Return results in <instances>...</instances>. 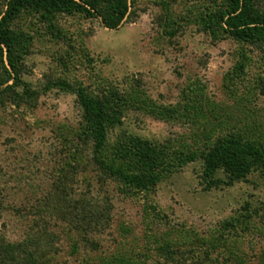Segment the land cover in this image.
I'll return each mask as SVG.
<instances>
[{"label":"rangeland","instance_id":"1","mask_svg":"<svg viewBox=\"0 0 264 264\" xmlns=\"http://www.w3.org/2000/svg\"><path fill=\"white\" fill-rule=\"evenodd\" d=\"M127 1L116 29L100 16L61 12L46 21L32 10L11 26L25 49L17 80L1 88L10 87L0 104V235L9 241L22 240L31 219L10 205L26 208L44 197L54 186L65 137L80 134L81 108L64 85L94 96L125 94L122 123L108 133L110 143L138 135L168 152L200 156L225 131L223 124L264 140V46L237 40L217 25L213 35L211 0ZM193 103L198 107L189 113ZM202 170L197 158L149 190L82 171L73 177V197L89 188L106 191L110 228L93 250L59 222L57 259L118 264L114 255L139 262L159 259L167 249H192L212 252L218 262L226 256L233 264H264V172L206 190Z\"/></svg>","mask_w":264,"mask_h":264},{"label":"trees","instance_id":"2","mask_svg":"<svg viewBox=\"0 0 264 264\" xmlns=\"http://www.w3.org/2000/svg\"><path fill=\"white\" fill-rule=\"evenodd\" d=\"M211 1L215 9L207 23L213 35L218 26L223 33L237 40L264 46V0ZM2 5L0 104L10 87L1 88L10 79L17 80L22 67L19 60L25 48L20 47L11 29L21 13L32 10L48 21L61 12H79L86 17L100 16L105 27L116 29L128 11L127 0H3ZM64 86L72 90L80 105V134L69 139L65 137L54 171V186L44 197L26 208L10 205L11 212L31 219L22 240L9 241L0 235V264H65L57 259L59 232L54 226L59 222L77 233L93 250L97 248L95 241L103 238L110 228L109 197L106 191L92 188L73 197V177L89 168L97 173L95 177L99 180H116L135 190L153 188L163 175L197 158L202 159L206 190L229 186L254 171L264 172V140L248 138L241 129L228 130L226 124L221 127L225 131L203 147L200 156L193 152H168L138 135L122 134L110 143L108 133L122 123L120 108L128 103L125 94L115 91L101 97L91 95L82 87ZM197 107L193 103L188 112H194ZM218 173L225 179L217 177ZM204 254L192 249H167L159 259L146 260L145 257L134 262L118 254L112 261L118 264H233L231 258L223 260L226 256L218 262L217 258L206 255L207 252Z\"/></svg>","mask_w":264,"mask_h":264}]
</instances>
